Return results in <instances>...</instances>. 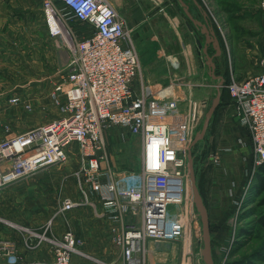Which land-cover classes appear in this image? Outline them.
I'll list each match as a JSON object with an SVG mask.
<instances>
[{"label": "built area", "instance_id": "built-area-1", "mask_svg": "<svg viewBox=\"0 0 264 264\" xmlns=\"http://www.w3.org/2000/svg\"><path fill=\"white\" fill-rule=\"evenodd\" d=\"M261 10L264 14V0ZM42 11L50 37L70 51L73 62L49 92L59 115L0 139V191L40 169L71 160L76 163L71 174L83 200L64 197L43 231L19 225L26 231L22 245L17 239L0 237V264H79L76 256L91 257L84 251L82 236L71 229L55 234L51 226L60 214L80 206L120 221L114 241L123 264H144L140 252L147 239L186 236L189 154L209 108L208 99L181 97L184 104L176 96L160 99L144 90L136 92L139 55L125 19L109 0H42ZM207 12L229 46V24L212 7L207 6ZM73 20L85 25L81 38L72 30ZM261 63L260 72L239 78L231 71L224 83L239 108L240 121L249 129L257 165L264 162V58ZM18 101L16 96L10 98ZM116 125L142 137L141 181L135 172L103 166L105 131ZM128 214L131 219L126 220ZM43 247L50 259L22 255Z\"/></svg>", "mask_w": 264, "mask_h": 264}, {"label": "rangeland", "instance_id": "rangeland-1", "mask_svg": "<svg viewBox=\"0 0 264 264\" xmlns=\"http://www.w3.org/2000/svg\"><path fill=\"white\" fill-rule=\"evenodd\" d=\"M144 1L146 5L154 9L153 12L157 17V28L159 30L165 28L159 16L161 7L160 0ZM174 1L175 7L179 5L177 10L178 13L175 12L179 15L180 20L174 23L172 28L168 27V38L171 41L172 49L175 52L179 51L177 37L187 38L192 44V52L198 57L196 61V75L198 80H200V82L211 81L212 77L208 74L209 69L203 56V48L198 46L196 40V36H198L204 46V36L197 31L193 21H191L184 12L182 5L177 3L176 0ZM224 1L225 0H198L203 6V9L207 11V6L212 7L213 10L217 12L216 15L220 16L222 22H227L229 24L228 29L231 35H229L228 40L234 42L235 51H237L242 64L248 66L253 71L261 70V60L264 58V14L261 10V0H228L230 4L227 6L228 8L226 10L222 8L223 5H225L223 4ZM191 9L193 10L192 7ZM30 16L31 20L29 21L32 22V24H25L24 28L20 26L21 28L19 30L16 29L14 34L11 32L9 34L11 36L10 40L13 38L14 42H11L12 44H9L6 48V55L9 60L7 68L11 71H16L19 76H21V70L23 71L25 67L29 68L26 66V63H29V65L31 64L34 70L39 68L47 70L49 68V71H54V75L49 78V84L52 86V84L72 66V55L70 51L65 48L62 51L67 56L68 53L66 49L68 50V62L66 64L60 63L59 60L61 61V58L59 56H56L55 60V54L58 55L59 51L64 47H58L50 37L43 11L41 14ZM209 20L211 19L209 18ZM187 21H190V24L194 27L193 30L187 25ZM210 22L211 25L214 26L212 20ZM71 27L72 30L75 31L77 38L83 36L84 24L73 20L71 21ZM215 29L221 42L224 44L225 39L218 28L215 27ZM141 32L144 33L143 30H141ZM35 39H38V43L33 42ZM131 39L135 45L134 39ZM229 41L228 43L230 44L231 42ZM135 48L137 50L136 45ZM247 49H249L248 51L251 54H247L249 53ZM252 50L255 52L252 53ZM48 51H50L49 55L53 58L51 61L54 60V65L49 61L47 62ZM247 55H249V57ZM201 61L204 65V69L200 68ZM234 65L235 63L232 62L229 68L230 66L234 67ZM40 74H42V72H40ZM214 81L217 82V80ZM201 88V86L195 88L194 97L201 98L204 96L203 89ZM215 95L216 88L213 87L209 93V106ZM28 97L35 99L34 106L36 107L38 101L34 95L31 94ZM221 99L223 102L218 105L211 120L210 128L213 131L212 134L209 137L205 136L207 139L204 138V140H199L195 146L192 147L197 182L209 211L212 250L215 264H226L228 261L251 256L257 250H262L264 253V226L260 224L264 216V190L259 192L256 184L259 165L256 164L252 148L242 147L238 144L237 138L240 132L232 115L227 117L228 119L226 122L224 121L226 111L223 105L224 101H227L226 92L223 93ZM44 104L47 105L44 111H39V108L36 109L34 106L32 109L25 108V110L22 106L13 105L14 108L11 112L15 114L16 107L17 111L22 112L25 116H38L37 118L40 120L43 119L46 112H48L47 119L59 115L58 107L54 104L50 96L45 98ZM166 120L174 121L172 118ZM33 124L34 123L30 120L23 125L25 128H31ZM9 132H11V130H9ZM105 139L107 142V158L103 162V166L107 168L110 165L117 171L128 170L135 172V174H137V180L141 181V135L130 133L126 127L116 125L109 126L105 131ZM201 141H203V143L199 144ZM75 167L76 163L70 160L66 164L49 168L56 169L57 174H47L46 177H43V180L47 177L54 178V174H56L58 175V182H56L55 186L47 187L44 185L45 182H42V179L40 182H34L29 178L24 181L21 179L1 190L0 237L17 239L22 245L23 233L26 231L19 225L43 231L46 225L49 224L51 217L56 214L57 209L60 207V202L64 197L69 196L76 201L83 200V195L77 180L71 174ZM59 169L65 170L61 172ZM186 189L188 199L186 204H184L186 219L185 238L180 240H168L167 242H158L154 240L150 241L148 245L150 244V246L157 247L164 246L167 248L169 256L166 253L163 254L162 260L163 256L165 257L164 259H167L168 256L169 258L167 260L171 261L172 264H204L201 252L203 244L202 223L193 201L194 194L190 174ZM95 216L97 217L96 213L91 208L80 206L76 207L71 212L60 214V216L52 222L51 226L55 234L60 235L66 229H71L80 236H84V251L91 257L82 258L94 264H99L100 261L108 262V260L105 254L96 249H92V247L98 244V239L93 236L92 233V231L95 230L93 227L95 225ZM5 220H7L8 223H6ZM106 240L107 242H111V250L115 251L110 235L106 234ZM45 250V247H43L34 250L33 253L27 251L31 256V258L28 259L37 258L38 252H44ZM143 251H145V248L140 252L144 264H153L155 260L156 264H167L165 263L166 260L159 261L154 255L150 258L147 255L145 260ZM107 254L110 256V253ZM112 255H114V253ZM158 257L161 258V256ZM172 258H174V260H172ZM40 259H42V257ZM257 261L259 262V260ZM262 264H264V262H262Z\"/></svg>", "mask_w": 264, "mask_h": 264}, {"label": "crops", "instance_id": "crops-1", "mask_svg": "<svg viewBox=\"0 0 264 264\" xmlns=\"http://www.w3.org/2000/svg\"><path fill=\"white\" fill-rule=\"evenodd\" d=\"M109 1L113 4V6L116 8L119 14L125 19L126 29L128 30V32L130 31L129 36L134 39L135 45L137 46V50L140 57L139 58L140 67H139V73L137 74L133 82V87L136 92L140 93L144 90V92H146L149 96L160 99H164V98L167 99L176 96L178 99H180V103H184V104L186 103L184 100L181 99V97H190V95L194 99L209 100L211 96V95L209 96V93L211 92V88L213 87L216 88V94H217V85L220 79H214L209 74V70H208V74L212 77L211 81L200 82V80H198L196 75V70H197L196 61L198 60V57L195 56L194 53L192 52V44L188 41V39L185 37L184 38L177 37L179 42V51L175 52L172 49L171 41L168 38V27L172 28L173 24L180 20L179 15L176 14V12L178 13L177 10L179 5H176L175 7L174 0H160V5H161L159 10L160 21L161 20L163 21L162 24L165 25L166 28V29L162 28L163 30L162 29L159 30L157 28L156 26L157 17L153 12L154 9L153 7L146 5L144 0H109ZM184 1L189 6V11L192 13V15L196 19L201 20L203 23L209 25V27H213L215 33L217 34L215 27L211 25L210 22L211 20H209L208 18L209 16L205 15L206 9L202 8L203 6L198 2V0H184ZM176 2L182 5L180 0H176ZM197 2L201 6H199ZM223 4L225 5H223L222 8L226 10L228 8L227 6H229L230 4V1L228 2V0H225ZM191 7L193 8V10L191 9ZM41 12H42V0H0V139L4 137H10L17 133L27 130L30 127L25 128L23 124L29 122L30 120L32 121V123H34L33 125H31V127H33L48 122L54 118L53 117L47 119L48 112H46V115L43 116L42 120L37 118L38 116L27 117L22 112L17 111L16 107H15V111H16L15 114H12L11 112V110L14 108L13 105L22 106L24 109L28 108L26 107L27 105H31V109L34 108L35 99L28 97L31 94H33L38 101V105H36L35 108L36 109L39 108V111L46 110L47 105L44 104V101L45 98L49 97V91H51L55 83L54 82L52 86L49 84L50 83L49 78L52 75H54V71L53 72L52 70L49 71V68L47 70H43L41 68L34 70L32 69L31 64L29 65V63H26V66L29 68L25 67L23 71L21 70L20 71L21 76H19L16 71L14 72L7 68L9 64V60H8V56L6 55L7 54L6 48L9 44H12L11 42H14L13 38L12 40H10L11 38V36L9 35L10 32L14 34L16 29L19 30L21 28L20 26H23L24 28L25 24L28 23L32 24V22L29 21L31 20L30 15L35 16L37 14H41ZM196 26L197 25H195V27ZM196 29L201 33V35L204 36V40H205L204 44H205L206 43L205 33L201 32L200 29L197 27ZM141 30H143L144 33H142ZM33 42L38 43V39L33 40ZM229 42L231 43L230 44L228 43L229 46H227L225 42L223 44L220 40L222 53L220 56L214 57V62L216 63L215 73L218 76H223L224 78L226 76L230 78L233 73L234 76L243 78L248 75L258 73L261 71V70L253 71L248 66L243 65L240 58L238 57L237 51H235L234 42L232 40ZM64 49L65 48L61 49L58 55L55 54V60H56V56L57 57L59 56L61 58V61L59 60V62L62 64H66L69 59L68 58L69 52L66 49L68 53V55L66 56V54H64L62 51ZM248 50L249 49H247V51ZM253 52L255 51L252 50V53ZM49 53L50 51H48L47 53L48 56L47 62L49 61L51 62L52 65H54V60L51 61L53 58L52 56L49 55ZM215 53H216V48L214 47V44L211 42L208 43V54L214 55ZM247 54H251V53L249 52ZM203 56L207 64L206 53H204ZM247 56L249 57V55ZM232 62H234L235 65L234 67L230 66L229 68V65L232 64ZM203 66L204 65L201 61L200 68L202 69ZM40 72H42V74H40ZM214 80H217V82ZM11 81H14L15 83ZM197 86H201L202 87L201 89H203L204 96L201 98H197L193 96V94H195L194 92ZM225 92L227 96V101H224V105H223L226 111L224 121L226 122L228 119L227 117L229 115H232L240 132L237 138V141L239 142L238 144L242 147L252 148V139L250 136L249 129L248 127L242 124L238 116L240 112L239 108L233 102L231 96L229 95V92L228 91ZM11 96L18 97L19 101L16 103L10 102ZM221 102H223L222 99L220 103ZM211 120L209 127L205 133V136L207 137H209L213 132L212 129L210 128L212 122ZM21 127L23 128V130ZM9 130H11V132H9ZM205 136L203 137L202 140H204V138L207 139V137ZM201 143H203V141L199 142V144ZM49 168L51 167L40 169L39 171H36L30 176L24 178L22 181L31 178L34 182L36 181L40 182L42 179V182H45L44 185H46L47 187L55 186L56 182H58L57 181L58 175H56L57 171L56 169H49ZM59 170L63 172V170L65 169H59ZM52 173H56L54 174V178L47 177L43 180V177H46L47 174H52ZM98 208L99 209L101 208L100 204H98ZM125 219L126 220L131 219V215L130 214L126 215ZM94 220H95L94 221L95 225L93 227L95 228V230H93L92 233L93 236H95L98 239L99 245L97 244L95 247H92V249L93 250L96 249L99 252L105 254L108 263L110 264H123V261L121 260L120 247L117 244H115L114 241L115 232L120 230L121 222L114 220L110 216H99V215H97V217L95 216ZM106 234L110 235V237L112 238V244L115 248V251L111 250V242L110 241L107 242ZM150 241H154V240L147 239L145 241V247H144L145 251H143L145 260L147 255L149 258L154 255L159 259V261L162 260L163 254L166 253L169 256L168 254L169 251H167V248H165L164 246L161 247L150 246V244L148 245ZM167 241L168 240L158 241V242H167ZM28 252L33 253V251H28ZM28 252L22 251V255L26 258H31ZM107 253H110V256ZM113 253L114 255H112ZM158 256H161V258ZM168 256L167 259L169 258ZM41 257L42 259H50L49 251L46 249L44 252H38L37 258H41ZM164 258L165 257L163 256L162 261L166 260L165 263L172 264L171 261H168L167 259ZM75 260L79 264H94L90 261H86V259H83L82 257L79 256H76ZM172 260H174V258H172ZM153 264H156V260L153 262Z\"/></svg>", "mask_w": 264, "mask_h": 264}, {"label": "water", "instance_id": "water-1", "mask_svg": "<svg viewBox=\"0 0 264 264\" xmlns=\"http://www.w3.org/2000/svg\"><path fill=\"white\" fill-rule=\"evenodd\" d=\"M185 13L188 15L189 19L193 21L196 27L200 29L201 32L205 33L206 35V43L203 46L201 40L199 39L198 36H196L198 46L200 48H203V52L206 53L207 55V64L209 66V74L214 78V79H220L218 85H217V94L213 97L211 105L209 106L205 118L203 121L202 126L198 129V131L195 134V137L192 142V147L195 146V144L203 139L205 136V133L209 127L210 120L218 107L220 101H221V96H222V91H223V86L225 83V78L223 76H218L215 73L216 69V63L214 62V57H218L222 53L221 49V43L218 35L215 33V30L213 27H209L206 23H203L201 20L196 19L192 13L189 11V6L184 0H180ZM198 3V2H197ZM199 4V3H198ZM199 6H201L199 4ZM205 15L208 16L207 11L205 10ZM187 24L189 25L190 29L193 30L194 27L190 24V21H187ZM213 43L214 47L216 48V53L214 55H209L208 54V43ZM189 167H190V177L192 181V186H193V201L196 206V211L197 214L200 217L201 223H202V237H203V244L201 248L202 256L204 259V264H215L214 257H213V250H212V237H211V228H210V219H209V211L207 208V205L204 202L203 195L200 192L199 189V184L197 182L196 178V172L194 168V161H193V154H192V148L191 152L189 154Z\"/></svg>", "mask_w": 264, "mask_h": 264}, {"label": "trees", "instance_id": "trees-1", "mask_svg": "<svg viewBox=\"0 0 264 264\" xmlns=\"http://www.w3.org/2000/svg\"><path fill=\"white\" fill-rule=\"evenodd\" d=\"M225 79V81L228 82L229 78L225 76ZM225 91L226 87L224 86L222 95ZM257 173L258 175L256 179V184L258 186L259 192H262L264 190V162L258 166ZM260 224L264 226V216L262 217ZM257 260H259V262ZM262 262H264V253L262 250H257L251 256H246L241 259L228 261L226 264H262Z\"/></svg>", "mask_w": 264, "mask_h": 264}]
</instances>
